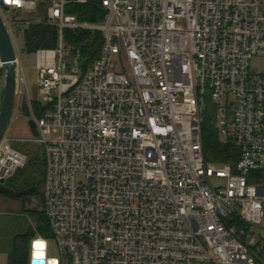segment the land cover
Masks as SVG:
<instances>
[{
    "label": "built area",
    "instance_id": "1",
    "mask_svg": "<svg viewBox=\"0 0 264 264\" xmlns=\"http://www.w3.org/2000/svg\"><path fill=\"white\" fill-rule=\"evenodd\" d=\"M89 2L0 0L19 85L17 24L59 28L56 47L33 53L47 105L42 116L30 107L60 255L40 234L29 264H264V72L252 67L264 57V0H100V21L68 11ZM66 30L103 34L88 67ZM209 102L236 164L205 157ZM15 140H0V183L28 163Z\"/></svg>",
    "mask_w": 264,
    "mask_h": 264
},
{
    "label": "trees",
    "instance_id": "2",
    "mask_svg": "<svg viewBox=\"0 0 264 264\" xmlns=\"http://www.w3.org/2000/svg\"><path fill=\"white\" fill-rule=\"evenodd\" d=\"M68 11L76 12L80 19L85 20L100 21L104 18V11L100 7V0H90L88 4L83 5L72 4L68 7ZM17 28L19 36L23 40V52L33 54L40 48H54L58 45V25L47 18L37 17L22 20L17 24ZM65 34L69 44L74 48L76 62L82 63L84 68L88 67L99 57L104 41V36L101 32L66 30ZM34 104L36 114L41 116L44 108H40L36 101H34ZM210 104L212 103H208L203 124L205 157L207 161L236 164L240 157V149L232 141L223 142L221 140L219 129L216 125L214 109L210 108ZM28 168L31 171L29 176L21 177L17 175V172L6 181V185L16 190L36 187L32 195L42 201V208H30L29 210L38 216L39 232L44 236L50 235L52 233L45 214V197L41 191V185L44 184L46 178V161L38 158L28 159L25 169ZM22 198L24 199V197ZM26 262V252L18 250L15 264H25Z\"/></svg>",
    "mask_w": 264,
    "mask_h": 264
},
{
    "label": "rangeland",
    "instance_id": "3",
    "mask_svg": "<svg viewBox=\"0 0 264 264\" xmlns=\"http://www.w3.org/2000/svg\"><path fill=\"white\" fill-rule=\"evenodd\" d=\"M7 14L13 23L19 19V14L14 11H8ZM21 43L23 44V40H21ZM22 58L28 79V87L19 85L17 104L7 134L16 139L13 142L14 147L25 153L28 159L45 160L44 145L33 134L29 125V118L22 109V102L26 97L29 106L36 101L40 108H45L47 101L38 86L35 55L24 52ZM252 67L257 71L264 72V57L254 59ZM0 80H2L3 85L2 83L1 85L4 89L5 79L2 67L0 68ZM2 98L3 96L0 97V105ZM210 106V108H213L212 104ZM30 174L29 168H22L17 173L21 177H27ZM262 175L264 176V172H262ZM43 187L44 184L41 185L42 192ZM40 207L41 205L38 208L41 209L42 207ZM38 226V216L29 210L25 199L0 194V264H15L18 250L26 252L27 262L25 264H29L31 240L41 234ZM45 237L48 240L49 255L59 256L57 240L52 234L45 235Z\"/></svg>",
    "mask_w": 264,
    "mask_h": 264
},
{
    "label": "water",
    "instance_id": "4",
    "mask_svg": "<svg viewBox=\"0 0 264 264\" xmlns=\"http://www.w3.org/2000/svg\"><path fill=\"white\" fill-rule=\"evenodd\" d=\"M0 61L1 67L4 73L5 87L2 102L0 105V140L7 133L11 124L13 114L17 104V95L19 90L18 84V63L17 54L14 47L11 35L3 21L0 14ZM22 109L26 116L29 118L30 128L35 136H38L39 132L37 124L32 118L31 107L24 97L22 102ZM36 187H31L25 190H16L6 185L5 180L0 183V194L13 196V197H25L28 208H38L41 205V200L32 195Z\"/></svg>",
    "mask_w": 264,
    "mask_h": 264
},
{
    "label": "crops",
    "instance_id": "5",
    "mask_svg": "<svg viewBox=\"0 0 264 264\" xmlns=\"http://www.w3.org/2000/svg\"><path fill=\"white\" fill-rule=\"evenodd\" d=\"M1 83H2V80H0V97L1 96H3V94H4V89H3V83H2V85H1Z\"/></svg>",
    "mask_w": 264,
    "mask_h": 264
},
{
    "label": "flooded vegetation",
    "instance_id": "6",
    "mask_svg": "<svg viewBox=\"0 0 264 264\" xmlns=\"http://www.w3.org/2000/svg\"><path fill=\"white\" fill-rule=\"evenodd\" d=\"M24 199H25V197H24Z\"/></svg>",
    "mask_w": 264,
    "mask_h": 264
}]
</instances>
